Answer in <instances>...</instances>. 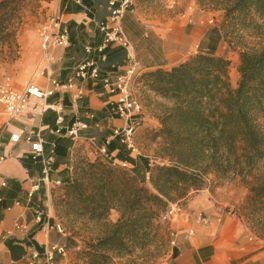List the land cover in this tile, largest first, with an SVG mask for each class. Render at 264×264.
I'll return each mask as SVG.
<instances>
[{
  "label": "trees",
  "instance_id": "16d2710c",
  "mask_svg": "<svg viewBox=\"0 0 264 264\" xmlns=\"http://www.w3.org/2000/svg\"><path fill=\"white\" fill-rule=\"evenodd\" d=\"M197 2L224 12L223 22L232 29L234 40L229 44L240 50L237 87L230 85L229 60L209 47L170 70L157 68L141 75L149 89L168 103L156 116L160 124L156 137L161 139L157 153L167 164L152 166L146 157L130 158L119 149L115 158L132 169L96 158L87 170L90 182L94 178V193H87L81 182L65 181L68 190L82 199L84 214L107 223L105 234L81 252L88 264H108L111 253L150 246L159 228L155 221L164 218L171 204L202 189L210 175L240 177L252 193L250 204L264 211V172L254 173L264 160V47L249 48L237 37L240 21H250L254 29L264 27L251 18L252 14L264 18V0ZM19 3L0 0V41H14L8 16ZM223 22L217 30L222 39ZM116 142L114 138L106 143L108 155L117 149ZM70 146V140L58 139L55 154L65 157ZM110 210L119 213L115 223L107 221ZM255 213L252 210L251 217Z\"/></svg>",
  "mask_w": 264,
  "mask_h": 264
},
{
  "label": "rangeland",
  "instance_id": "374dc122",
  "mask_svg": "<svg viewBox=\"0 0 264 264\" xmlns=\"http://www.w3.org/2000/svg\"><path fill=\"white\" fill-rule=\"evenodd\" d=\"M195 1V4H190L189 0H136L134 11L127 12L124 15L122 20L123 30L132 44L134 59L139 64L141 75L154 70L153 68L157 69L156 66H163L161 69L170 70L174 67L172 64L184 63L192 56L203 51V48L209 47L215 50L218 47L219 40H221L219 50L223 52L222 56L230 62V85L235 89L239 81L237 69L240 64V50L234 44H229L234 41L230 32L232 29L227 28L228 24L223 22V11H214L207 5H201L197 0ZM54 9V0H20L17 10L13 14H9L8 25L9 29L13 31L14 41L10 43L0 41V84L5 77H9L11 83L17 89H21L26 83L36 80V64L40 55L39 38L36 33L37 26ZM251 18L259 25L264 24V18L256 14H252ZM222 22L223 26L226 27V34H224L223 39L220 31L217 32L220 28H217V25L220 26ZM197 25L202 26V31L209 29L212 32L210 35L207 34L200 43H198L196 37L195 40L191 37V32H196L194 28ZM153 27L154 29L164 27L165 32L171 29L176 32L168 39H161L156 35ZM238 28L240 30L237 37L243 39L247 47L254 49L264 47V27L261 29L255 27L254 29L253 24L246 20L240 21ZM148 31L150 32L148 36L143 37L144 33ZM169 54H173V60H164ZM132 91L142 103L143 122L133 137L135 151L131 155L128 152L124 154L130 158L144 156L152 166L167 164L157 153L161 139L156 137L157 131L160 129V124L156 123V116L161 112V106L168 103L149 89L143 82L142 76H140L138 83L134 84ZM108 112L97 116L96 121L100 125L99 128H93L94 132L86 133L83 138L73 142V145L67 150V155L61 157L62 161H65L68 167H71V170L66 174V179H61L62 183L60 185L49 186L48 189L54 221L63 232L68 234L66 236V248L79 244L78 249H71L61 257V264H88L81 252L86 249L88 243L105 234L107 229L105 221H94L91 216L84 214L81 210L82 199L76 197V195L74 196L73 192L68 190L65 181L81 182L84 184L83 187L87 193H94V178L90 182L87 170H89L88 165L94 163L96 158H100V160L111 165L116 164V166L127 170L132 169L131 166L124 167L117 164V162L112 164L111 160L96 154V146L102 144L105 137L111 132L112 124L108 122V119L111 116L115 117V115L111 110ZM3 120L4 117L0 116V124ZM17 123L20 122L13 121V124ZM18 126H23V124L21 123ZM48 130V128H42V136L43 138L50 137L53 140V136L50 135ZM91 134L95 137L94 144L87 138ZM23 149H20L21 154ZM28 161L29 159L26 163ZM262 172H264V160L258 163L254 171V173L259 174ZM148 187L151 188L150 185ZM204 189L213 193V196L209 198L214 203L219 202L223 209L232 208L235 210L237 215L241 216L250 228L253 235L264 241L263 208L256 204H250L252 193L240 177L216 179L210 175L206 179L205 185L199 190ZM204 193L207 192L204 191ZM193 196H195L194 191H191L177 205L171 204L164 218L155 221L159 224V228L154 236V242L150 246L141 249L136 245L132 252L126 254L111 253L112 259L108 264H164L171 261L173 249L176 246V243L174 245L170 243L169 234L171 231H175L171 228V219H175L183 211L190 212L187 204H194L189 201ZM252 210L256 212L253 217H251ZM197 215L206 216L204 210H201ZM118 219L119 213L110 210L107 221L115 223ZM73 238H77L79 243H75Z\"/></svg>",
  "mask_w": 264,
  "mask_h": 264
},
{
  "label": "crops",
  "instance_id": "0c3cea01",
  "mask_svg": "<svg viewBox=\"0 0 264 264\" xmlns=\"http://www.w3.org/2000/svg\"><path fill=\"white\" fill-rule=\"evenodd\" d=\"M195 2V0H189L190 4H195ZM54 8L53 11L58 12L63 26L68 29L69 33L68 46L57 50L60 59L52 65L55 77L64 81L71 74V69L85 59H93L98 62L100 75L124 66L126 52L121 47L107 46L104 49L105 52L103 51L104 61L99 59L100 55L96 51L103 38L97 28V23L104 21L109 13L108 0H54ZM163 28L154 29L153 27L156 35L161 39H168L176 32L173 29L165 32ZM217 28H219L218 25ZM195 29L196 32H191V37L193 40L197 38L196 40L200 43L208 34L209 29L202 31L200 25H197ZM149 33V31L145 32L143 37L146 38ZM219 44L214 53L222 56L223 52L219 50ZM87 46L92 49L89 53L85 51ZM203 51H208V48H203ZM173 58V54H169L164 60H173ZM172 65L175 66L177 63ZM36 80L42 83L39 77ZM79 83L84 89V94L75 103H72L69 93L61 92H56L49 97L48 102L59 99L62 101L65 125L71 124L75 119L87 122L90 129L83 133L85 135L94 132L92 126L99 128L100 125L96 121L97 116L106 114L111 109L108 105V96L103 92L100 82L84 80ZM90 114L93 115L92 119L88 118ZM54 116L55 113L48 110L34 117L26 114L17 119V122L28 127L49 129L53 140L50 137H44V146L46 151L52 145L54 146L55 170L52 173V178L61 180L67 178L66 174L70 172L71 167H68L67 163L55 154V146L58 139H70L64 135L51 133L54 129ZM108 122L112 124L111 132L105 137L102 144L96 146L97 155H102L99 152L100 147L106 151L105 145L110 141L112 130L115 127H123L125 124L124 120L117 116H111ZM156 123L159 125L158 120ZM19 124L13 125L18 126ZM90 137H94V135L91 134L87 138ZM116 141L117 149L109 154L111 159L131 166L129 163L115 158L119 149L123 153L128 152L131 155L130 151L118 139ZM71 145H73L72 141ZM70 147L67 149L69 150ZM22 148L26 149L27 146L10 143L8 137L3 140V145L0 148V264H48L46 261L47 251L54 247H61L66 254L71 249H78L79 244L66 248L68 234L56 228L57 223L54 221L48 189L41 187L30 199L27 198V190L31 181L40 175V165L33 163L30 159L26 163L28 158L20 153ZM194 195L189 199L194 204H187L190 212L183 211L177 215L178 217L171 219V228L177 232L176 246L171 261L164 264H264V241L253 235L235 210L232 208L226 210L219 202L214 203L209 198L213 196V193L207 189L194 191ZM201 210L205 211V215L210 220L208 225L195 221L194 217ZM37 213L41 214L40 220L36 218ZM189 228L193 229L192 235L183 233ZM73 239L75 243H79L77 238ZM56 248L52 250L53 263L61 264V257L65 254H59Z\"/></svg>",
  "mask_w": 264,
  "mask_h": 264
},
{
  "label": "built area",
  "instance_id": "2783aa9c",
  "mask_svg": "<svg viewBox=\"0 0 264 264\" xmlns=\"http://www.w3.org/2000/svg\"><path fill=\"white\" fill-rule=\"evenodd\" d=\"M135 5L136 0H108L109 13L104 21L97 23V28L103 35L101 44L96 48L100 55L99 59L101 61L105 60L103 51L107 46L121 47L126 52V61L123 67L112 69L100 75L98 62L93 59H85L71 69V74L64 81L55 77L52 65L60 59L57 50L68 46L69 33L68 29L63 26L58 12L52 11L44 21L38 24L36 30L40 44L36 74L42 83L37 80L31 81L26 83L23 88L17 89L11 83L10 78L5 77L0 84V116L4 117L0 124V148L3 145V140L8 137L10 143L26 145L27 148L22 150V155L24 154L33 163L40 165V175L31 181V185L27 190V198L30 199L41 187L49 189V186L60 185L62 181L58 178H52V173L55 170L54 146L52 145L46 151L42 128L28 127L27 125L15 126L13 121L26 114L34 117L50 110L55 113L53 119L54 129L51 133L64 135L72 143L80 140L83 138V133L90 129L88 123L75 119L71 124L65 125L62 101L59 99L48 102L49 97L56 92H61L69 93L72 103H75L84 94V89L79 81L92 80L100 82L103 92L108 96V105L111 111L125 122L123 127H115L112 130L109 139H118L130 153L135 151L133 137L143 122V106L132 90L134 84L139 81L141 71L138 62L134 59L132 44L125 35L122 25L124 15L127 12H133ZM91 50V47H85L87 53ZM88 118L92 119L93 115L90 114ZM88 140L94 144V137H90ZM99 152L105 159H111V156L106 153L103 147L99 148ZM117 164L127 166L126 163L117 162ZM36 218L40 220L41 214L37 213ZM195 221L203 225L210 223L209 218L202 215H196ZM56 228L61 231L58 224ZM185 233L192 235L193 229L189 228ZM169 237L170 243L174 245L177 232L171 231ZM55 248L46 252L48 264H54L52 250ZM56 251L61 255L65 254V250L61 247L56 248Z\"/></svg>",
  "mask_w": 264,
  "mask_h": 264
}]
</instances>
